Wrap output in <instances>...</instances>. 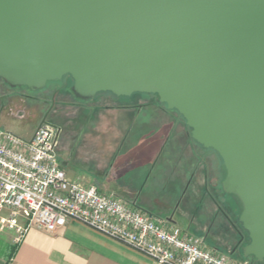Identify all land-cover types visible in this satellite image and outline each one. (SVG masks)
<instances>
[{
  "label": "water",
  "instance_id": "obj_1",
  "mask_svg": "<svg viewBox=\"0 0 264 264\" xmlns=\"http://www.w3.org/2000/svg\"><path fill=\"white\" fill-rule=\"evenodd\" d=\"M68 77L84 102L176 111L221 159L243 257L264 262V0H0V79L37 92Z\"/></svg>",
  "mask_w": 264,
  "mask_h": 264
},
{
  "label": "rangeland",
  "instance_id": "obj_2",
  "mask_svg": "<svg viewBox=\"0 0 264 264\" xmlns=\"http://www.w3.org/2000/svg\"><path fill=\"white\" fill-rule=\"evenodd\" d=\"M72 86L73 80L65 78L61 82L48 84L43 90L31 92L26 88L12 89L0 79V128L21 138L31 139L41 122L46 119L62 129L59 149L61 160L67 158L72 166L80 167L88 166L91 161L93 169L97 165L94 164L95 157L92 155L105 153L101 168L108 170L113 157L106 156V153H112L113 149L121 146L122 141H125L124 150H127L129 144H134L146 130L153 129L155 122L162 119L160 116L176 118L179 130L189 135L193 150L180 148L185 145L184 138H181V146L176 150L172 145L161 149L156 166L124 172L119 181L129 186L136 195L142 196V208L161 220H167L168 216L177 213L178 225L198 238L205 237L202 231L205 225L212 228L210 221L213 218V230H224L226 234L230 232L233 235V228H236L245 242L247 235L239 223L240 205L222 188L225 172L221 159L215 152L203 149L192 139L191 130L180 115L164 105L143 106L139 108L142 110L140 117L138 112L133 114L132 122L127 123L123 129L121 124L126 119H116L117 115L121 118L120 111L126 110L127 106L137 105L142 99L157 101L158 97L134 94L129 98H118L110 93H103L92 101L84 102L75 97ZM61 88L63 90L56 94L55 91ZM52 106L55 111L59 110L58 117L55 113L48 114ZM135 121L138 123L135 124ZM143 122L146 123L145 126L141 125ZM143 127L144 130H141ZM122 161L123 158L118 159V162ZM143 200L149 201L148 204L158 201L164 208L147 207ZM224 213L234 227L228 226L226 220L223 221ZM206 242L213 245L210 239ZM234 245L235 243H231L217 247L220 253L231 256L234 260H243V254H230ZM245 259L250 264H258L252 258Z\"/></svg>",
  "mask_w": 264,
  "mask_h": 264
},
{
  "label": "built area",
  "instance_id": "obj_3",
  "mask_svg": "<svg viewBox=\"0 0 264 264\" xmlns=\"http://www.w3.org/2000/svg\"><path fill=\"white\" fill-rule=\"evenodd\" d=\"M61 133L46 119L31 139L0 128V230L10 232L15 245L31 228L55 233L78 222L157 264H250L116 194L68 178L59 156Z\"/></svg>",
  "mask_w": 264,
  "mask_h": 264
},
{
  "label": "crops",
  "instance_id": "obj_4",
  "mask_svg": "<svg viewBox=\"0 0 264 264\" xmlns=\"http://www.w3.org/2000/svg\"><path fill=\"white\" fill-rule=\"evenodd\" d=\"M142 107L137 104L127 106L126 110L120 111L123 116L120 115L121 118H118L117 115L116 119H126L121 124L123 129L127 123L132 122L133 114L138 112L140 117L142 110H139V108ZM160 118L162 119L155 122L153 129L146 130L144 135L142 134V137H139L134 144H129L127 150H124L125 141H122L121 146L113 149L112 153H106V156L113 157L108 170L101 168L105 153L104 155H92L95 157L93 162L97 165L93 169L90 165L91 161L88 166L80 167L72 166L70 160L65 158L62 160L64 170L70 179H80L88 185H94L102 193L116 194L127 202L135 203L140 209L151 214L157 220H161L140 206L141 195H136L135 192L129 189V186L119 181L120 175L124 172L156 166L160 160L161 149H167L172 145L176 150L178 146H181L179 142L181 138H184L185 145L180 148H192L193 150L194 147L189 143V135L179 130L176 119H169L166 116H160ZM136 121L135 124L138 123ZM141 125L145 126L146 123L143 122ZM144 128H141V130H144ZM120 158H123L122 162H118ZM144 203L147 207L164 208L158 201H152V204H148L149 201L143 200ZM177 216L178 214L175 213L168 216L167 220L164 221L181 228L178 225ZM225 220L228 226H233L224 213L223 221ZM210 222L212 228L210 225H205L202 228L205 233L203 239L205 241L210 239L213 243V245H209L206 242L209 247L220 252L218 245L226 246L235 243L233 249L240 245L242 234L236 231V228H233V235L230 232L226 234L224 230H213L215 224L213 218ZM181 229L189 233L187 230ZM12 236L7 230H0V264H157L146 255L78 222H69L66 227L55 233L31 228L16 250H14L15 244L12 241ZM232 250L230 254H233Z\"/></svg>",
  "mask_w": 264,
  "mask_h": 264
},
{
  "label": "flooded vegetation",
  "instance_id": "obj_5",
  "mask_svg": "<svg viewBox=\"0 0 264 264\" xmlns=\"http://www.w3.org/2000/svg\"><path fill=\"white\" fill-rule=\"evenodd\" d=\"M69 78V77H68ZM27 89V88H26ZM29 90V89H28ZM63 89L61 88V89H58V90H56L55 91V93L57 94L58 92H61ZM29 91H31V90H29ZM31 92H33V91H31ZM150 96V95H149ZM151 96H155V95H151ZM137 104H139L140 106H151V105H153V106H155V104H159L161 107H163V104H160L159 103V99L157 100V101H153L152 99H142L141 101H139ZM165 106V105H164ZM165 108H167L166 106H165ZM173 113H177L176 111H172ZM53 113H55V115H56V117H58V114L60 113L59 112V110H54V106H52V107H50V109H49V111H48V114H53ZM161 115V114H160ZM177 115L179 116V114L177 113ZM164 117V116H163ZM174 119H176V118H174ZM227 218H229L228 216H226ZM230 220V219H229ZM231 222V221H230ZM232 225H234L233 223H231ZM241 245H242V243L240 244V245H238V246H236L233 250H232V253L233 254H242V248H241Z\"/></svg>",
  "mask_w": 264,
  "mask_h": 264
},
{
  "label": "trees",
  "instance_id": "obj_6",
  "mask_svg": "<svg viewBox=\"0 0 264 264\" xmlns=\"http://www.w3.org/2000/svg\"><path fill=\"white\" fill-rule=\"evenodd\" d=\"M246 235H247V233H246ZM249 239H248V235H247V238H246V240H245V242H243L242 243V245H241V248H243L244 246H246L247 244H249ZM18 247V245H15V249L14 250H16V248ZM256 263H258V264H263V263H259V262H257L254 258H252ZM243 260H247V259H245V258H243Z\"/></svg>",
  "mask_w": 264,
  "mask_h": 264
}]
</instances>
